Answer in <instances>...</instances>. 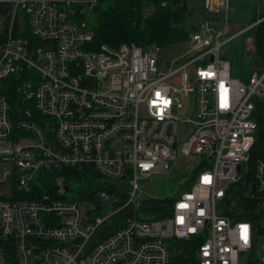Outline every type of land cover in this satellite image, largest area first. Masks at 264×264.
Segmentation results:
<instances>
[{"label": "built area", "instance_id": "obj_1", "mask_svg": "<svg viewBox=\"0 0 264 264\" xmlns=\"http://www.w3.org/2000/svg\"><path fill=\"white\" fill-rule=\"evenodd\" d=\"M96 1L0 0L11 6L0 45V264H171L170 241L192 237L196 264H264L263 160L244 192L256 196V219L240 218L231 194L254 142L264 66L232 76L221 52L229 0H201V20L171 62L154 45L86 47ZM12 74L37 118L30 107L10 116ZM190 96L188 107L181 97ZM179 158L191 166L188 187L144 218L139 179ZM87 166L115 191L88 194L64 173ZM51 179L56 187L45 188Z\"/></svg>", "mask_w": 264, "mask_h": 264}, {"label": "trees", "instance_id": "obj_2", "mask_svg": "<svg viewBox=\"0 0 264 264\" xmlns=\"http://www.w3.org/2000/svg\"><path fill=\"white\" fill-rule=\"evenodd\" d=\"M10 10V4L0 2V16L3 17V27L0 28V45L4 40ZM202 15L201 0H97L86 18L87 24L93 32L92 42L87 43L86 47L96 48L102 44L116 47L123 42H133L144 49L153 45L162 49L171 44L184 42L189 33L197 28ZM254 21H256L255 17L251 22ZM20 35L30 37L26 26ZM249 51L258 65L256 67H263L264 19L256 25ZM28 75H30L28 71L20 72L21 77ZM6 81H10L8 89L4 91L10 106V116L14 119L16 115H22L24 109L30 107L33 117L37 118L32 99L24 103L21 93L16 89L20 79L12 74L6 78ZM252 118L256 122V129L246 169L242 168L240 179L231 187V194L235 202L234 210H238L240 218L245 220L256 219L258 216L256 205L253 204L256 196L244 195V192L254 178L255 164L259 160L264 161V100L256 101ZM68 172L74 175L72 180L80 181L82 188L88 194H94L101 189L112 192L117 186L116 184L102 183L101 176L88 166L78 173L71 169L64 171L66 175ZM71 183L74 182L67 180V186L70 187ZM43 186L48 189L56 187L52 179L48 182L45 180ZM186 187L188 184L185 185ZM253 190L251 191L253 192ZM146 203L148 205L141 211L146 219L152 216L160 217L165 210H168L162 199L159 198H148ZM120 218L121 215L114 218L112 229L121 225ZM198 242V237L188 240L172 239L170 241L171 264H196L194 248Z\"/></svg>", "mask_w": 264, "mask_h": 264}, {"label": "rangeland", "instance_id": "obj_3", "mask_svg": "<svg viewBox=\"0 0 264 264\" xmlns=\"http://www.w3.org/2000/svg\"><path fill=\"white\" fill-rule=\"evenodd\" d=\"M264 16V0H229L230 31L224 38L231 37L221 47V52L231 64V74L234 78L246 80L250 70L256 67L254 56L249 51L255 29H245L253 17ZM257 23V20H256ZM185 50V44L175 43L160 49V57L165 62H171ZM182 102L190 107L192 97H181ZM185 129L181 134L184 135ZM192 163V162H191ZM191 169L186 159L179 158L174 162L168 172L152 173L148 177L140 178L139 189L143 196L148 198H165L176 195L185 189L186 177ZM75 183L70 184L67 196H75Z\"/></svg>", "mask_w": 264, "mask_h": 264}, {"label": "crops", "instance_id": "obj_4", "mask_svg": "<svg viewBox=\"0 0 264 264\" xmlns=\"http://www.w3.org/2000/svg\"><path fill=\"white\" fill-rule=\"evenodd\" d=\"M255 19L258 20V21L260 22L262 19H264V16H262V17H258V18L255 17ZM259 22H258V23H259ZM249 23H251V21H249ZM249 23H248V24H249ZM248 24H247V25H248ZM229 25H230V24H229ZM229 27H230V26H229ZM255 27H256V26H255Z\"/></svg>", "mask_w": 264, "mask_h": 264}, {"label": "snow or ice", "instance_id": "obj_5", "mask_svg": "<svg viewBox=\"0 0 264 264\" xmlns=\"http://www.w3.org/2000/svg\"><path fill=\"white\" fill-rule=\"evenodd\" d=\"M246 233H247V229L245 228V229H244V238H245V240L247 239V235H246Z\"/></svg>", "mask_w": 264, "mask_h": 264}, {"label": "water", "instance_id": "obj_6", "mask_svg": "<svg viewBox=\"0 0 264 264\" xmlns=\"http://www.w3.org/2000/svg\"><path fill=\"white\" fill-rule=\"evenodd\" d=\"M238 169H240V166H238ZM165 216H168V214H165Z\"/></svg>", "mask_w": 264, "mask_h": 264}]
</instances>
